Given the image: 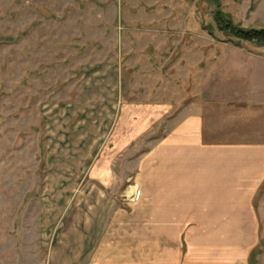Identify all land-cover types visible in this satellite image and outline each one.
I'll return each instance as SVG.
<instances>
[{
	"label": "rangeland",
	"instance_id": "obj_1",
	"mask_svg": "<svg viewBox=\"0 0 264 264\" xmlns=\"http://www.w3.org/2000/svg\"><path fill=\"white\" fill-rule=\"evenodd\" d=\"M220 5L243 28L264 27V0ZM215 10L210 0H0V264H91L102 233L136 232L116 221L132 216L133 160L162 133L149 128L197 86L207 98L264 78V46L219 32ZM228 123L231 139H264V110ZM254 249L245 264H264V225Z\"/></svg>",
	"mask_w": 264,
	"mask_h": 264
},
{
	"label": "crops",
	"instance_id": "obj_2",
	"mask_svg": "<svg viewBox=\"0 0 264 264\" xmlns=\"http://www.w3.org/2000/svg\"><path fill=\"white\" fill-rule=\"evenodd\" d=\"M256 79L246 91L207 98L197 86L190 102L149 128L162 133L133 160L132 216L114 218L117 226L129 220L136 232L102 233L92 243L91 264H142L143 256L146 264H206L202 251L207 264L213 257L247 263L264 225V139L229 138L228 120L264 110V78Z\"/></svg>",
	"mask_w": 264,
	"mask_h": 264
},
{
	"label": "trees",
	"instance_id": "obj_3",
	"mask_svg": "<svg viewBox=\"0 0 264 264\" xmlns=\"http://www.w3.org/2000/svg\"><path fill=\"white\" fill-rule=\"evenodd\" d=\"M212 4H216V10L214 12V21L219 32L224 33L230 37H233L239 41H245L255 43L260 46H264V27L246 29L241 25L236 24L230 18V16L222 9L220 0H210ZM208 31L212 33V30L208 27ZM261 250L254 249L251 253V258Z\"/></svg>",
	"mask_w": 264,
	"mask_h": 264
},
{
	"label": "bare ground",
	"instance_id": "obj_4",
	"mask_svg": "<svg viewBox=\"0 0 264 264\" xmlns=\"http://www.w3.org/2000/svg\"><path fill=\"white\" fill-rule=\"evenodd\" d=\"M133 192V191H132ZM131 198V197H130Z\"/></svg>",
	"mask_w": 264,
	"mask_h": 264
}]
</instances>
